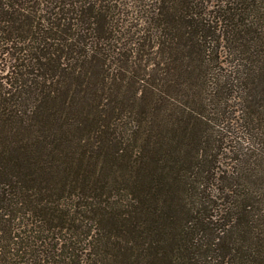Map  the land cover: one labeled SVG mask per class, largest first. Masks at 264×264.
I'll return each mask as SVG.
<instances>
[{
	"label": "trees",
	"instance_id": "16d2710c",
	"mask_svg": "<svg viewBox=\"0 0 264 264\" xmlns=\"http://www.w3.org/2000/svg\"><path fill=\"white\" fill-rule=\"evenodd\" d=\"M0 264H264V0H0Z\"/></svg>",
	"mask_w": 264,
	"mask_h": 264
}]
</instances>
